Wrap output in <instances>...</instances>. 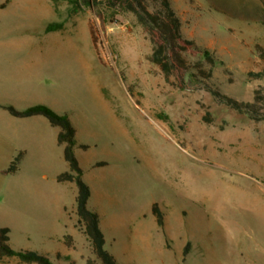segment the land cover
Masks as SVG:
<instances>
[{"label":"rangeland","instance_id":"1","mask_svg":"<svg viewBox=\"0 0 264 264\" xmlns=\"http://www.w3.org/2000/svg\"><path fill=\"white\" fill-rule=\"evenodd\" d=\"M170 1L183 34L223 62L208 82L251 100L264 85L247 77L261 67L255 45L264 47V0ZM11 21L17 38L40 33L49 22L63 24L46 38L35 101L49 105L52 96L62 97L61 112L77 128L78 143L88 146L75 148L91 189L87 206L99 214L105 247L119 264H205L195 248L205 243L215 259L225 248V228L239 242L232 245L234 264H264V120L228 108L189 75V88L171 85L148 60L151 45L135 16L120 7L95 12L81 0H0V30ZM6 87L0 81V93ZM4 160L0 226L9 227L12 247L85 264L91 251L73 203L59 218L73 226L70 245L44 241L51 197L61 188L53 174L66 169L64 160L25 161L14 174L4 173ZM101 160L106 164L93 166ZM153 203L163 227L151 213ZM56 251L68 259H56ZM0 264L23 263L4 257Z\"/></svg>","mask_w":264,"mask_h":264},{"label":"trees","instance_id":"2","mask_svg":"<svg viewBox=\"0 0 264 264\" xmlns=\"http://www.w3.org/2000/svg\"><path fill=\"white\" fill-rule=\"evenodd\" d=\"M56 1V0H54ZM84 5L98 12L102 5L120 7L132 13L148 38L151 51L148 60L163 74L165 79H171V85L178 89L189 88L187 75L203 84V87L219 102L228 108L245 114L253 121L264 120V85L253 90L252 98L248 101L237 100L222 93L218 87L208 81L212 76L213 67L217 62L223 64L213 51L198 44L194 39L186 37L181 28V21L170 0H81ZM264 23V20H263ZM63 26L61 21L49 22L45 32L59 30ZM255 51L261 67L247 72L251 80H264V47L256 44ZM193 58L192 60L189 59ZM16 117L43 115L52 126L58 127L57 143L63 147V158L68 168L57 174L58 182H73L76 187L75 214L78 226L85 235L91 256L85 264H119L115 255L105 247V237L99 223V214L88 208L87 203L91 196V189L83 178V169L75 154V148L86 149L88 146L76 140V128L67 113H58L46 104L37 103L24 109L13 105H1ZM204 120L211 121L208 113ZM23 151H19L10 161L5 174H14L19 169ZM106 161H95L94 167L105 165ZM158 226L163 227V213L156 203L151 206ZM10 229L0 226V259L14 257L23 264H64L53 261L48 254L30 249H16L9 242ZM66 245H70L71 236H65ZM56 259H65L60 253Z\"/></svg>","mask_w":264,"mask_h":264},{"label":"crops","instance_id":"3","mask_svg":"<svg viewBox=\"0 0 264 264\" xmlns=\"http://www.w3.org/2000/svg\"><path fill=\"white\" fill-rule=\"evenodd\" d=\"M15 25V22L11 21V24H8L6 28L0 30V81L7 85L0 93V104H10L18 109H24L28 106L43 102L35 101V81L36 78L41 75L47 62V57L43 55V51L47 48L45 45L46 38L51 32L44 33L45 26L43 25L40 33L34 34L35 30L34 33L25 31L27 36L21 35L20 38H17L16 34H14V29H16ZM28 27L30 28L29 25ZM59 47L60 45L58 48ZM63 47H67V45ZM22 53H24V57L22 56L20 59H17L18 54ZM50 100V102H52L49 103L50 106L48 103L46 105L52 109L54 108L53 110L56 112L62 113V108L58 105L61 103L62 97L54 95ZM58 130V127L52 126L43 115L16 117L11 115L7 109L0 106V156L5 159L4 162L9 165L13 157L19 151H23L19 169L25 161H28L29 164H50V158L53 155L64 160L63 147L57 143ZM77 135L78 132L76 128V140ZM64 162L66 163L65 170H67V162L65 160ZM19 169L17 171H19ZM59 173L55 172L53 174L55 180ZM83 178L86 179L84 174ZM60 183V191H56L54 196L51 197V204L54 206L50 210L51 214H53L50 220L52 224H46L49 227V232L46 233L44 241L55 240L63 247V243L65 244V236L72 235L73 226L60 224L59 218L63 212L64 206L67 204L73 203L75 209L76 187L73 182ZM69 187L70 193L67 191ZM65 195L69 198L68 200H64ZM225 230L226 235L221 238V241L225 244V248H222L219 252L224 253L220 254L222 257H220V259L226 262L221 261V263L218 260V251L213 253L216 256L215 259H212L211 256L208 257L210 255L208 245L199 242L198 244L203 246L202 248L196 247L195 253H200V258H203V261L205 260V264H234L236 261L235 259H238L235 257L238 248L235 247V249L232 245H239V242H232L234 239L232 229L225 228Z\"/></svg>","mask_w":264,"mask_h":264}]
</instances>
